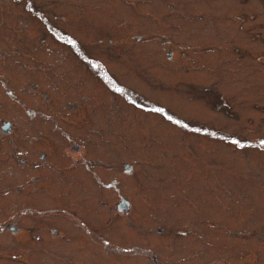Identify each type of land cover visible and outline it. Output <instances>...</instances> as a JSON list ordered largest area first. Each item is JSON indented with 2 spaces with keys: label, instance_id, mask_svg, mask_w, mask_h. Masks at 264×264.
<instances>
[{
  "label": "rangeland",
  "instance_id": "1",
  "mask_svg": "<svg viewBox=\"0 0 264 264\" xmlns=\"http://www.w3.org/2000/svg\"><path fill=\"white\" fill-rule=\"evenodd\" d=\"M5 120L0 264H264V0H0Z\"/></svg>",
  "mask_w": 264,
  "mask_h": 264
},
{
  "label": "flooded vegetation",
  "instance_id": "2",
  "mask_svg": "<svg viewBox=\"0 0 264 264\" xmlns=\"http://www.w3.org/2000/svg\"><path fill=\"white\" fill-rule=\"evenodd\" d=\"M56 31L57 32H62L60 29H56ZM56 36H58V35H56ZM61 36V35H60ZM28 111H29V113H30V115H32L33 116V110L31 109V108H29V109H27ZM7 120V119H6ZM3 121L1 124H0V130H1V132L2 133H5V134H8V135H10V133L14 130V124H13V122L11 123L9 120L8 121ZM10 124V125H9ZM40 146H45V145H43V144H41ZM41 156H42V158H45V154H41ZM78 160L80 159V158H78V157H76ZM76 158H74V159H76ZM49 164H51L50 162H49ZM127 165H129V163H126L125 165H124V167L126 168V166ZM51 168L53 169V172H56L57 170H58V167L56 166V165H53V164H51ZM132 169V167H128V169H126V170H131ZM43 170H38V171H35L36 173H41ZM49 172V171H48ZM77 172V171H76ZM48 174H46V175H44V176H42V177H39L40 179H42V181H43V183H44V181L46 180V179H48ZM45 177H46V179H45ZM47 183V182H46ZM45 184V183H44ZM90 185H94L93 183H90ZM83 187H85V186H83ZM37 188H41L40 186H38ZM46 189V186H44L41 190H45ZM94 192V191H93ZM95 193V192H94ZM97 197V196H96ZM97 199V198H96ZM121 201L120 202H117V209H123L122 207H121V204H122V202L123 201H127V202H130V200H128V199H126V198H121L120 199ZM97 204V203H96ZM84 209V208H83ZM123 210H126V212L127 211H129V207L128 208H125V209H123ZM43 211V210H42ZM128 213V212H127ZM60 217H61V215H59ZM88 219H90V217H88ZM92 220H95V219H92ZM67 221L68 222H70V219H68L67 218ZM97 221V220H96ZM100 223H101V221H100ZM73 224V226H72V228L74 229V228H76V230L79 232V233H81V234H83L85 237L87 236V235H92V236H94V237H97V239H99L100 240V237L99 236H97V231H98V227H95V228H93V225H91L92 224V222H88V221H86V220H82L81 221V224L85 227V229L87 230V232H89V234H87L86 232H84L82 229H80L75 223H72ZM97 225H99V224H97ZM10 227H11V230L14 232V231H17L18 230V228L16 229V226L14 225V224H12V225H10ZM102 229V227H101V224H100V230ZM57 231V229H53V232H56ZM115 231V229L113 228V229H106L104 232H107V233H113ZM75 232V231H74ZM101 232H103V231H101ZM63 233V232H62ZM24 236H28V234H27V231L25 232V233H23V235L21 236V238H23ZM87 238V237H86ZM24 239V238H23ZM83 242V241H82ZM108 243H111V242H117V240H116V232H114V235H113V238L111 239V240H108L107 241ZM111 249H112V247H111ZM125 251H128V250H125Z\"/></svg>",
  "mask_w": 264,
  "mask_h": 264
},
{
  "label": "snow or ice",
  "instance_id": "3",
  "mask_svg": "<svg viewBox=\"0 0 264 264\" xmlns=\"http://www.w3.org/2000/svg\"><path fill=\"white\" fill-rule=\"evenodd\" d=\"M157 111H159V109ZM177 123H179V122H177Z\"/></svg>",
  "mask_w": 264,
  "mask_h": 264
}]
</instances>
